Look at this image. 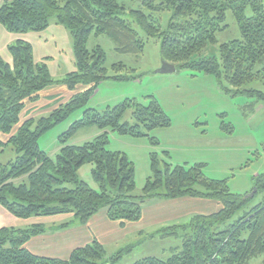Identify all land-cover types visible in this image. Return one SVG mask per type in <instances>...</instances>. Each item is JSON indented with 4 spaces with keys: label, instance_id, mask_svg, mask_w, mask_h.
<instances>
[{
    "label": "trees",
    "instance_id": "1",
    "mask_svg": "<svg viewBox=\"0 0 264 264\" xmlns=\"http://www.w3.org/2000/svg\"><path fill=\"white\" fill-rule=\"evenodd\" d=\"M136 3L137 9L119 0H9L0 4V25L10 34H40L52 24L64 28L74 65L73 71L54 80L45 63L48 58L36 61L24 39L8 45L10 62L0 56V156L8 146L16 155L0 163V206L20 220L71 215L72 225L78 226L103 212L108 221L125 228L142 220L148 201L205 200L215 203L217 210L163 230L165 236H177V229L184 232L181 245L172 248L167 259L147 257L133 264H264V173L254 178L250 194H233L225 180L207 178L203 164H160L152 155V174L142 193L133 194V163L125 154L107 149L105 129L140 138L169 127L170 119L155 99L146 105L124 100L102 112L87 109L59 137L60 150L54 158L38 147V138L83 108L101 82L129 78L121 62L106 68V52L99 45L88 48L91 38L104 36L115 44L116 53L138 55L146 41L156 37L161 60L176 71L214 77L220 91L252 98V110L264 103V91L245 88L252 83L264 85V0H133ZM228 11L240 38L219 45L218 58H200L207 47L217 44V34L227 30ZM166 12L171 15L162 29L160 15ZM60 86L66 88L67 97L61 95L42 106L45 98L53 96H44L49 88ZM128 110H132L133 125L121 123ZM87 127L103 132L81 146L68 144ZM85 164L92 165L91 178L98 190L78 179V170ZM257 197L258 202L247 208ZM70 227L64 223L54 232ZM46 234L49 231L42 224L0 229V264H116L123 254L108 255L96 238L73 249L66 259L39 256L26 248L32 238Z\"/></svg>",
    "mask_w": 264,
    "mask_h": 264
},
{
    "label": "rangeland",
    "instance_id": "2",
    "mask_svg": "<svg viewBox=\"0 0 264 264\" xmlns=\"http://www.w3.org/2000/svg\"><path fill=\"white\" fill-rule=\"evenodd\" d=\"M119 2L125 3L128 8L138 7L137 3L133 4V0ZM170 15L169 12L160 15L162 29L166 28ZM226 24L227 30L217 34V44L207 47L200 54V58H218L219 45L240 38L237 24L230 11L226 13ZM133 28L139 31L136 25H133ZM140 34L143 35L141 32ZM96 45L101 46L106 52V68L109 69L113 64L121 62L126 66V75L129 78L123 81L101 82L83 108L76 110L38 138V147L42 152L54 158L60 150L59 137L74 122L80 120L87 109L102 112L124 100L134 99L146 105L151 99H155L170 119L169 127L149 131L147 137L140 138L119 135L109 128L105 129L108 137L107 149L125 154L133 163L134 195L142 193L147 179L152 174V155L160 164L163 161L173 166L189 167L203 164L204 175L213 180H225L231 193L240 195L251 193L254 178L264 173V103H257L252 110V98L220 91L215 78L203 73L178 70L174 73L160 74L158 72L161 67L160 41L156 37L147 40L144 51L138 55L116 53L115 44L104 36L98 39L91 38L87 44L88 48ZM56 58L57 56L50 58L47 66L50 71L52 70V78L59 80L63 76L54 71L57 65ZM245 88L264 91V85L260 83H252ZM49 89H54L51 93L56 100L61 95L64 97L68 95L64 92L63 89L66 88L63 86ZM131 111L128 110L123 115L121 123L134 124ZM101 132L103 131L96 127L81 129L68 144L81 146L92 141ZM150 138H154L157 143L153 144ZM15 157L13 149L8 146L0 156V163L6 164ZM91 170L92 165H83L78 170V179L86 182L92 189L98 190L97 184L92 181ZM258 200L259 197L247 208L256 204ZM149 203L150 201L143 205V219L149 215L145 210L150 206ZM194 215L196 214L191 213L179 218L170 217L148 225L133 223L135 225L132 224L130 228L127 226L122 234L119 233L118 238L113 240L106 238L103 241L104 249L108 255L123 252L116 264H133L147 257L167 259L170 250L181 245L184 232L177 229L175 231L177 236H165L163 230L187 224ZM72 221L74 220L70 218L62 223L77 227L78 224L72 225ZM43 222L49 233H53L61 223L52 225L49 221ZM261 260L262 258L258 259L256 263Z\"/></svg>",
    "mask_w": 264,
    "mask_h": 264
},
{
    "label": "crops",
    "instance_id": "3",
    "mask_svg": "<svg viewBox=\"0 0 264 264\" xmlns=\"http://www.w3.org/2000/svg\"><path fill=\"white\" fill-rule=\"evenodd\" d=\"M3 1L9 0H0V4ZM19 39H24L32 46L36 61H42L45 58H48L49 61L50 58L57 56L56 70H54L56 74L64 76L74 70L71 42L69 41L67 31L61 26L52 24L47 30L40 34L30 33L20 36L8 33L5 28L0 25V56L5 61H11L7 50L8 45ZM48 61L45 63L47 64ZM53 90L54 89H51L50 93L46 92L44 96L53 95L51 93ZM53 100H55L53 96L45 98L42 106H47L49 103H52ZM149 205L148 209H145L149 215H146L144 219L142 218L140 221L143 225L154 224L169 219L170 217L179 218L184 214H210L218 208L213 202L197 199H178L170 202L150 201ZM171 206L175 208L173 209ZM70 218H72L71 215H58L54 217L20 220L10 215L0 206V229L4 227L25 228L36 224L46 226L43 221H49V224L52 223V225H57L55 223L61 222L58 224L59 226L65 223H62L63 221ZM127 226L132 227V224L126 225V227ZM126 227L125 229L120 228L117 223L108 221L104 213L100 212L85 226L77 225V227H71L67 230L36 236L28 242L26 248L39 256L66 259L73 249L84 246L93 238H96L101 244H103L106 238L110 240L118 238L119 233L122 234L124 230H126Z\"/></svg>",
    "mask_w": 264,
    "mask_h": 264
},
{
    "label": "water",
    "instance_id": "4",
    "mask_svg": "<svg viewBox=\"0 0 264 264\" xmlns=\"http://www.w3.org/2000/svg\"><path fill=\"white\" fill-rule=\"evenodd\" d=\"M176 71L175 67L165 61L161 60V67L158 70L160 74H169V73H174ZM255 191L252 192L251 196L253 195Z\"/></svg>",
    "mask_w": 264,
    "mask_h": 264
}]
</instances>
